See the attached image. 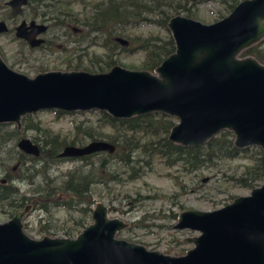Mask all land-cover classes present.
Segmentation results:
<instances>
[{
    "label": "water",
    "instance_id": "water-1",
    "mask_svg": "<svg viewBox=\"0 0 264 264\" xmlns=\"http://www.w3.org/2000/svg\"><path fill=\"white\" fill-rule=\"evenodd\" d=\"M25 3L6 2L13 16ZM166 27L174 51L152 72L114 65L104 72L51 70L29 77L0 59V123L19 128L22 116L42 110L103 111L117 119L155 112L177 119L167 134L172 143L198 146L228 130L236 148L259 147L264 162V64L239 57L264 37V0H240L209 24L177 14ZM46 29L22 21L14 35L37 47ZM6 30L0 21V33ZM114 40L128 44L122 37ZM16 148L33 157L40 153L27 137L18 139ZM114 149L106 140H94L65 145L58 156L77 158ZM30 207L0 223V264H264V183L218 209L181 211L173 228L198 235L184 239L193 246L180 256L116 238L126 224L108 217L101 202L91 209V222L73 238L35 239L21 223Z\"/></svg>",
    "mask_w": 264,
    "mask_h": 264
},
{
    "label": "rangeland",
    "instance_id": "rangeland-1",
    "mask_svg": "<svg viewBox=\"0 0 264 264\" xmlns=\"http://www.w3.org/2000/svg\"><path fill=\"white\" fill-rule=\"evenodd\" d=\"M5 1L7 0H0V21L6 23L10 32L0 34V54H3L0 57L9 66L17 62L20 55L25 57L24 62L16 63L22 64L20 66L22 69H18L19 66H16L13 67L14 70L29 77L38 72L51 70L87 71L91 68V62H95L97 57L106 52V49L101 46V41L88 45L86 41L87 32L81 23L84 18L91 14L94 3L105 0H72L67 2L68 4L62 2L63 0H43L48 5L47 7L43 8L32 3L31 6L24 8L22 14L14 18L13 21L8 17L9 9L4 5ZM236 1L239 2L240 0ZM187 6L190 12L194 14L192 19L203 24L215 22L221 18L220 15L224 17L229 13V11L224 10L226 6L220 0H189ZM41 11H44V17L51 20L49 22L50 28L46 33L48 43L44 48L37 51H28L27 47L17 40L11 31L21 18L25 17L28 20L38 15L40 18ZM178 14L184 16L183 12ZM55 16L57 19L51 18ZM65 17L73 20L64 22ZM71 25L79 28V31L74 35L69 28ZM125 32L126 38L122 37L124 39L155 34L164 35L160 28L150 24L129 27ZM128 47L130 50H122L120 46L112 48L114 63L110 67L119 65L125 69L142 70L144 53L136 48L135 42H130ZM76 61L79 62L77 68L74 65ZM91 69H95L91 73L99 72L97 67ZM54 111L42 110L28 115V119L32 122H39L38 131L25 129L22 122L19 128H16L13 123H9L3 128L16 129L19 134H23L21 138L27 137L41 148L47 133L70 138L74 135L73 126L75 124L79 122L85 124L87 121H93L96 117V111H74L61 114H56ZM161 115L163 119L169 118L172 124L177 122L176 118ZM17 141L8 144L7 147H11L9 152L5 148L0 151V177L4 174H7L8 177H25V184H16L20 193L24 191L29 193L33 189L32 187L36 185H60L65 174L79 166H82V173L86 172V166H84L86 161L81 159L61 160L46 165L43 164L42 160H39L33 168L39 169L40 174L36 173L37 175L34 174L31 177L29 173H32V167H30L28 159L13 153V151L18 150L16 146L12 150L13 144H16ZM87 142L88 140L84 144ZM245 164H248V160L238 157L225 161L223 166L227 167L229 172H238ZM12 167L15 168L12 169ZM28 168L29 170H26ZM218 169L219 166H215L200 168L193 172H184L180 168L166 167L161 160L155 158L152 160L150 168H145L133 180L107 182L106 184L91 183L88 193L93 203L89 207L92 209L97 202H101L107 207L108 217L117 218L126 224L123 229L117 231L116 238L142 244L148 250L180 256L193 246L192 243L185 242L184 239L198 235L196 231L173 228L177 215L181 211L218 209L230 203L234 198L247 195L250 192L249 189L237 187L230 183L221 184L217 179L220 175ZM203 178H207V180L202 182ZM39 181L41 182L39 183ZM43 215L44 212L41 210L31 207L27 210L25 220H28L31 225L30 229L25 230L28 236L35 239L40 238L41 229L46 224V221L42 220L44 219ZM46 216H48L52 228L55 230L58 227L70 228L71 222L74 225L73 222L79 218V213L73 208L67 210L66 207H58L52 209ZM10 217L6 211V205L0 204V223L7 221ZM90 222V216L85 217L82 222L83 225L76 228V233L78 234Z\"/></svg>",
    "mask_w": 264,
    "mask_h": 264
},
{
    "label": "trees",
    "instance_id": "trees-1",
    "mask_svg": "<svg viewBox=\"0 0 264 264\" xmlns=\"http://www.w3.org/2000/svg\"><path fill=\"white\" fill-rule=\"evenodd\" d=\"M70 1L72 0L62 2L68 4L67 2ZM220 1L226 6L224 10L229 12L238 2ZM188 2L189 0H105L94 3L91 14L81 23L87 32L88 45L101 41V46L106 52L97 57L95 62H91V68L97 67L99 72L105 71L114 63L112 48L120 46L114 38L125 37V30L129 27L150 24L160 28L164 35L129 37L126 40L128 44L135 42L136 48L144 53L141 69L152 72L167 55L174 51V43L166 27L168 19L180 12H183L185 17L194 18V14L187 6ZM42 5L48 6L46 3ZM51 18L57 19V16ZM64 20L71 22L73 19L65 17ZM128 44L120 48L130 50ZM263 44L264 37L243 49L239 57L251 56L264 64ZM74 65L78 66L79 62H74ZM91 68L87 71H95ZM54 112L63 113L59 110ZM95 114L93 121L75 124L74 135L70 138L47 133L43 145L39 147V155L37 157L25 155V159H28L32 167V173L29 174L31 177L36 173L40 174L39 169L33 168L39 160H42L44 165L61 161L58 153L65 145H83L86 140H106L115 146L114 151L97 152L79 158L86 161L85 173H82V166H79L67 172L60 185H36L32 187L31 192L25 191V196L10 184L0 185V204L6 205V211L10 216L27 205L46 213L58 207H66L67 210L73 208L79 213V218L73 222L75 228H79L83 225L85 217L90 216L89 206L93 201L88 190L91 183L106 184L133 180L145 168H150L155 158L161 160L166 167L180 168L184 172L219 166L220 175L217 179L221 184L230 183L251 190L264 183V162L260 148L256 146L236 148L233 145L234 136L228 130L220 131L202 145L182 146L167 139L168 131L174 124L169 118L163 119L159 113L153 112L122 119L113 118L103 111H96ZM21 122L25 129L38 131L40 128L39 122H32L28 119V115L22 116L20 124ZM3 126L5 125L0 123V151L5 148L9 152L11 147H7L8 144L17 141L23 134H19L16 129L5 130ZM15 146L16 144H13L12 150ZM13 153L24 156L18 150ZM238 157L247 159L248 164L243 165L238 172H229L230 170L223 164Z\"/></svg>",
    "mask_w": 264,
    "mask_h": 264
},
{
    "label": "flooded vegetation",
    "instance_id": "flooded-vegetation-1",
    "mask_svg": "<svg viewBox=\"0 0 264 264\" xmlns=\"http://www.w3.org/2000/svg\"><path fill=\"white\" fill-rule=\"evenodd\" d=\"M8 1V0H7ZM7 1H5L4 2V5L9 9V15H8V17L10 18V20H14V18H16V17H18V16H20L21 14H22V12H23V9L24 8H26V7H28V6H31L32 5V3H34L36 6H40V7H43V8H45V6H43L42 5V3H44V2H40L41 0H26V3L23 5V6H21V8H20V12L17 14V15H11V8H10V6H8L7 4H6V2ZM37 14V13H36ZM44 11H41V13H40V18L38 17V16H35V17H31V19H28V20H26L25 19V17L24 18H21L20 20H19V22H18V24H20L22 21H24L26 24H28L30 21H34L35 23H38V24H44L46 27H47V29H46V31L44 32V33H42L41 35H39V37L40 38H42V40H43V42H42V44L41 45H39V46H37V47H30L29 45H28V43L26 42V41H24V40H22V39H19V38H17V37H15V35H14V28L18 25H15V26H13V28H12V33H13V35H14V37L17 39V40H19V41H21L22 43H23V45L24 46H26L27 47V49H28V51H37V50H39V49H41V48H44L45 46H46V44L48 43V40H47V38H46V33L48 32V30H49V28H50V19L49 18H47V17H44ZM4 22V21H3ZM48 22V23H47ZM5 23V22H4ZM5 25H6V23H5ZM6 28H7V30H6V32H10V30L8 29V27H7V25H6ZM70 31L72 32V34L74 35L76 32H78L79 31V28H77V27H74V25H71L70 27ZM6 32H3V33H6ZM0 34H2V33H0ZM0 55H3V54H0ZM0 59L5 63V65L8 67V68H10V69H12V70H14L13 69V67H16V66H19V68L18 69H22L20 66H22V64H16V63H21V62H24L25 61V57L23 58L21 55H20V57H19V59H18V61L17 62H14V63H12V66L10 65L9 66V64H7L6 62H5V60L4 59H2L1 57H0ZM14 71H16V70H14ZM82 71H84V70H82ZM18 72V71H17ZM43 72H45V71H43ZM88 72V71H87ZM19 73H21V72H19ZM39 73V72H38ZM23 74V73H22ZM25 75V74H24ZM2 124H4V125H8L9 123H2ZM4 127V126H3ZM17 128V127H16ZM4 129V128H3ZM5 130H8V129H5ZM23 155H24V158H25V155H27V154H24L23 153ZM31 156V155H30ZM83 157V156H82ZM79 158H81V157H77V158H62V157H60V159L61 160H68V159H79ZM24 163H25V161H24ZM15 167H12V169H14ZM21 183H24L25 184V177H19V178H17V177H12V176H10V177H8V175L7 174H4L3 176H1L0 177V185H6V184H10L11 185V187L12 188H18V192H19V187H18V185H17V187H16V184H21ZM15 185V186H14ZM21 194H23L24 196H25V191L24 192H22ZM72 204L74 205V200L72 201ZM25 207V206H24ZM23 207V208H24ZM22 208V209H23ZM32 208V207H31ZM21 210V209H20ZM38 210V209H37ZM19 211V210H18ZM17 212V211H16ZM15 212V213H16ZM43 212V211H42ZM47 213H49V212H47ZM46 212H44V219H42V220H44V221H46L45 223V225H44V227L41 229V236H40V238L41 237H43V236H49V237H55V238H73L74 236H76L77 235V233H76V228H75V226L72 224V222H71V226H70V228H66V227H63V228H60V227H58L57 229H53L52 228V225H51V222L49 221V219H48V216H46V214H47ZM46 216V217H45ZM43 221V222H44ZM71 221H73L72 220V218H71ZM21 223H22V229H23V231L25 232V230L26 229H30L31 228V225H30V222H28V220H25V213L23 214V216H22V218H21ZM117 233V232H116Z\"/></svg>",
    "mask_w": 264,
    "mask_h": 264
}]
</instances>
